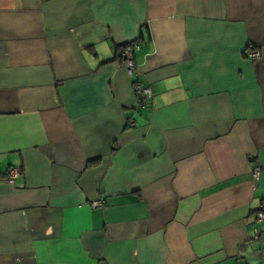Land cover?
<instances>
[{
    "label": "crops",
    "instance_id": "crops-1",
    "mask_svg": "<svg viewBox=\"0 0 264 264\" xmlns=\"http://www.w3.org/2000/svg\"><path fill=\"white\" fill-rule=\"evenodd\" d=\"M263 201L264 0H0V264H264Z\"/></svg>",
    "mask_w": 264,
    "mask_h": 264
},
{
    "label": "built area",
    "instance_id": "built-area-1",
    "mask_svg": "<svg viewBox=\"0 0 264 264\" xmlns=\"http://www.w3.org/2000/svg\"><path fill=\"white\" fill-rule=\"evenodd\" d=\"M139 48V43L137 41L132 42L130 44L125 45L121 51V59L123 62V67L125 71L130 74L134 75L136 74V64L134 61V51ZM247 57L251 60H256L260 57V52L257 50H250L247 52ZM132 88L133 91L135 92L137 99H138V104L139 105H146L148 100L152 99L153 93L152 90L149 87H144L142 86L138 81H134L132 83ZM135 121L130 119L127 121V125L129 127H134L135 126ZM21 171L19 168H11L9 171L4 175V179L7 181L13 183V181L20 175ZM261 174V168L257 165L254 164L252 169H251V177L254 181H258L260 178ZM104 203V199L100 197L99 199L93 201L91 205L93 207H101ZM264 220V201L261 202L259 209L257 212L254 214L253 217V222H258V221H263ZM259 229L255 228L253 232V241H258L259 240Z\"/></svg>",
    "mask_w": 264,
    "mask_h": 264
},
{
    "label": "trees",
    "instance_id": "trees-1",
    "mask_svg": "<svg viewBox=\"0 0 264 264\" xmlns=\"http://www.w3.org/2000/svg\"><path fill=\"white\" fill-rule=\"evenodd\" d=\"M135 41H137V40H135ZM135 41H132V42H135ZM132 42H127V43H124V44H122V45L116 47V50H117L118 55H119V58H121V54H120V53H121L123 47H125V45L130 44V43H132ZM133 82H134V81H133Z\"/></svg>",
    "mask_w": 264,
    "mask_h": 264
}]
</instances>
